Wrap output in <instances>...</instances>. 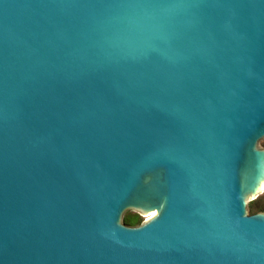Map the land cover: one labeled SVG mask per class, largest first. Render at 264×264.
Returning <instances> with one entry per match:
<instances>
[{
    "label": "water",
    "instance_id": "water-1",
    "mask_svg": "<svg viewBox=\"0 0 264 264\" xmlns=\"http://www.w3.org/2000/svg\"><path fill=\"white\" fill-rule=\"evenodd\" d=\"M263 138L264 0H0V264H264Z\"/></svg>",
    "mask_w": 264,
    "mask_h": 264
},
{
    "label": "rangeland",
    "instance_id": "rangeland-1",
    "mask_svg": "<svg viewBox=\"0 0 264 264\" xmlns=\"http://www.w3.org/2000/svg\"><path fill=\"white\" fill-rule=\"evenodd\" d=\"M258 146L260 148H264V138L261 139L258 143ZM264 212V192L259 195L257 198H250L248 199V212L250 214L256 213V212ZM133 215H137L138 219L140 220V225L142 222L146 221L148 218V215L141 214L134 210H128L122 215V221L124 222L126 217H135ZM127 225V224H126ZM137 226V225H136Z\"/></svg>",
    "mask_w": 264,
    "mask_h": 264
},
{
    "label": "trees",
    "instance_id": "trees-1",
    "mask_svg": "<svg viewBox=\"0 0 264 264\" xmlns=\"http://www.w3.org/2000/svg\"><path fill=\"white\" fill-rule=\"evenodd\" d=\"M259 212V211H258ZM256 212V213H258ZM135 217H126L125 220H124V223L129 225V226H136L140 223V220L138 219V216L137 215H133Z\"/></svg>",
    "mask_w": 264,
    "mask_h": 264
},
{
    "label": "bare ground",
    "instance_id": "bare-ground-1",
    "mask_svg": "<svg viewBox=\"0 0 264 264\" xmlns=\"http://www.w3.org/2000/svg\"><path fill=\"white\" fill-rule=\"evenodd\" d=\"M153 216V214H152V212L148 215V218L147 219H149L150 217H152Z\"/></svg>",
    "mask_w": 264,
    "mask_h": 264
}]
</instances>
